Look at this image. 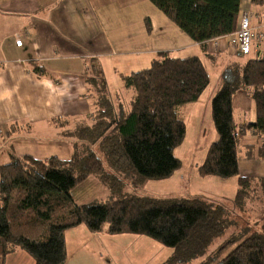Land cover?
Wrapping results in <instances>:
<instances>
[{
	"label": "trees",
	"instance_id": "1",
	"mask_svg": "<svg viewBox=\"0 0 264 264\" xmlns=\"http://www.w3.org/2000/svg\"><path fill=\"white\" fill-rule=\"evenodd\" d=\"M149 1L199 45L230 36L239 27L241 0ZM221 80L211 103L218 139L198 173L201 178H236L232 200L123 192L126 186L137 189L147 181L169 179L180 169L174 152L184 143L187 127L179 111L197 102L211 84L204 60L161 53L150 68L122 76L132 98L128 105H117L98 60L92 59L86 83L95 112L89 125L75 131L70 159L13 157L0 167V264L16 248L35 264H66L65 234L80 225L91 233L143 235L173 249L162 264H189L199 258H204L199 264H264V214L252 226L240 225L242 212L253 211L254 203L264 205V178L240 174L243 159H264V57L228 66ZM243 89L252 90L257 118L241 126L233 97ZM250 131L261 145L256 155L248 147L243 156L242 139ZM92 175L113 198L76 204L73 190ZM232 228L237 232L230 234Z\"/></svg>",
	"mask_w": 264,
	"mask_h": 264
},
{
	"label": "crops",
	"instance_id": "2",
	"mask_svg": "<svg viewBox=\"0 0 264 264\" xmlns=\"http://www.w3.org/2000/svg\"><path fill=\"white\" fill-rule=\"evenodd\" d=\"M153 7L149 0H0V167L13 157L70 159L75 131L89 125L95 112V98L86 83L92 59L98 60L115 103L128 105L132 94L124 90L122 76L150 68L161 53L185 59L199 57L193 54L202 51L223 71L264 57V41L253 43L247 57L233 48L231 35L199 45ZM244 12L254 16L252 26L264 35V0H241L239 22ZM237 98L241 104L252 100L256 121L252 90L233 97L235 120ZM210 114L212 118V107ZM260 145L244 144L241 153L253 147L256 155ZM252 164H259V175L247 177L264 178V159L259 158L243 159L241 176L242 167ZM178 171L158 182L170 181ZM81 229L91 233L83 225Z\"/></svg>",
	"mask_w": 264,
	"mask_h": 264
},
{
	"label": "rangeland",
	"instance_id": "3",
	"mask_svg": "<svg viewBox=\"0 0 264 264\" xmlns=\"http://www.w3.org/2000/svg\"><path fill=\"white\" fill-rule=\"evenodd\" d=\"M158 12L163 14L161 11ZM193 55H198L204 60L211 84L203 92L197 105H188L179 111L180 117L186 123L187 134L184 143L174 152L176 158L181 162L178 174L170 181L161 183L151 181L137 189L126 186L123 192L142 197L153 196L160 198L174 195L185 198L190 196H207L215 199L216 197H223L232 200L235 197L237 189L236 178L218 179L214 177L200 178L198 176V168L205 161L209 146L218 138V133L210 114V105L212 98L219 90L223 67L207 61L202 55V51H198L197 54ZM238 100L239 98L235 101V103L237 102L236 121L238 123H243L244 121L255 122L252 100H246L243 104L238 102ZM243 140V145H260L257 135L248 134ZM93 149L95 150V148ZM258 166L259 164H252L249 168L243 166V176H258ZM246 168L248 169L246 170ZM96 178V176H93L73 190L72 196L76 204L84 205L96 201L107 202L113 198L109 188ZM253 208V211L241 213L240 218L242 220H240V225L248 222L252 226L264 214V205L254 203ZM83 226L86 228L85 225ZM235 230V228H232L229 233L231 234ZM85 232L81 229V225L66 232L65 240L68 254L66 264H162L174 253L173 249L165 247L143 235H110L106 232L91 235L88 231ZM227 236L229 234L218 239L211 247V250H214ZM203 260L204 258H199L189 264H199ZM5 264H35V261L24 250L16 248L7 256Z\"/></svg>",
	"mask_w": 264,
	"mask_h": 264
},
{
	"label": "built area",
	"instance_id": "4",
	"mask_svg": "<svg viewBox=\"0 0 264 264\" xmlns=\"http://www.w3.org/2000/svg\"><path fill=\"white\" fill-rule=\"evenodd\" d=\"M253 18L254 16L252 14L244 12L241 15L237 31L231 35V45L243 57L251 54L253 43L264 41V35L252 26ZM17 45L22 46V41H18Z\"/></svg>",
	"mask_w": 264,
	"mask_h": 264
}]
</instances>
